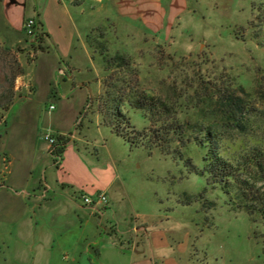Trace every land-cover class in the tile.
Masks as SVG:
<instances>
[{
    "label": "crops",
    "instance_id": "crops-1",
    "mask_svg": "<svg viewBox=\"0 0 264 264\" xmlns=\"http://www.w3.org/2000/svg\"><path fill=\"white\" fill-rule=\"evenodd\" d=\"M80 3L77 8L72 0H0V42H20L24 20L34 18L46 36L45 49L32 64L51 56L66 68L63 77L56 71L49 75L42 95L34 82L24 84L17 76V89L23 94L15 96L0 121V264H195L191 257H174V245L184 249L173 233L186 226L173 227V207H164L155 190L142 196L132 192L130 170L140 163L128 158L138 148H130L103 125L98 110L101 81L97 76L76 81L94 60L86 36L98 19L93 13L83 17L84 7L116 9L123 21L155 29L154 25L172 23L187 0ZM92 81L98 90L85 97L79 115L97 126L94 136L89 135L90 126L82 127V117L73 121L65 105L45 106L47 101L65 99L66 84L70 90L90 91ZM46 133L69 135L56 162L42 138ZM100 193L107 196L106 205L83 202V196Z\"/></svg>",
    "mask_w": 264,
    "mask_h": 264
},
{
    "label": "rangeland",
    "instance_id": "rangeland-1",
    "mask_svg": "<svg viewBox=\"0 0 264 264\" xmlns=\"http://www.w3.org/2000/svg\"><path fill=\"white\" fill-rule=\"evenodd\" d=\"M80 2L72 0L73 5L79 4L77 8L83 4ZM258 7H264V0H187V7L179 10L172 23L154 25L155 29L153 25L125 22L112 8L87 6L83 17L88 13L97 17L91 29L103 31L108 54L130 56L141 89L171 103L181 121L208 123L213 118L209 97L226 84L238 89L250 108L246 120L249 133L220 126L226 133L222 153L236 156L245 146L264 142V31L256 25ZM44 49L45 44L31 42L24 31L20 42H0V92L14 87L16 97L23 94L17 89L20 76L24 84L34 82L38 95H42L49 75L56 71L57 76L58 69L65 67L51 56L32 64ZM92 58L90 69L78 74L76 81L97 76L102 83L105 73L101 59L93 51ZM79 60L88 63L85 58ZM69 85L64 87V100H50L45 106L65 105L74 122L82 117V127L86 130L90 126L89 135H96L97 126L79 115L86 106L85 97L97 92L96 81L91 82L90 91L79 87L70 90ZM95 108L94 103L90 109ZM125 112L137 130L149 127L141 111L125 107ZM131 151L128 159L140 163L130 170L132 192L142 196L155 190L161 194L164 207H173V227L180 223L186 226L173 233V239L184 249L174 245V257H191L195 264H264V220L260 216L250 218L245 211L233 210L219 188L207 185L203 176L188 173L172 156L158 149L150 154L140 148ZM184 151L201 167L204 149L191 142ZM81 153L86 155L83 150ZM89 154L95 159L93 152ZM186 199L191 203L181 204ZM186 241H191L188 247Z\"/></svg>",
    "mask_w": 264,
    "mask_h": 264
},
{
    "label": "trees",
    "instance_id": "trees-1",
    "mask_svg": "<svg viewBox=\"0 0 264 264\" xmlns=\"http://www.w3.org/2000/svg\"><path fill=\"white\" fill-rule=\"evenodd\" d=\"M258 30L264 31V7H258ZM34 42L45 44L46 34L40 23ZM100 29H91L86 42L93 54L100 57L105 78L103 92L98 98V110L104 126L123 139L130 148H140L147 153L158 149L165 155L182 162L187 172L206 178L207 185L219 188L227 197L233 210L245 211L250 218L255 215L264 220V142L245 146L236 156L223 154L221 143L226 138L222 124L241 134L249 133L247 118L250 108L238 89L226 84L209 97L213 118L208 123L181 121L171 103L147 94L139 85L138 71L125 53L108 54L107 41ZM41 46V45H40ZM264 46V43H263ZM241 90V89H239ZM242 91V90H241ZM14 87L0 92V110L7 111L15 95ZM125 107L141 111L149 127L137 130L130 122ZM3 115L0 114V121ZM51 146V155L56 162L63 154L69 135H57ZM205 150L201 167L185 155L189 143ZM233 202H237L234 205ZM190 199L181 201L189 205Z\"/></svg>",
    "mask_w": 264,
    "mask_h": 264
},
{
    "label": "built area",
    "instance_id": "built-area-1",
    "mask_svg": "<svg viewBox=\"0 0 264 264\" xmlns=\"http://www.w3.org/2000/svg\"><path fill=\"white\" fill-rule=\"evenodd\" d=\"M37 24H36V20L34 18H27L24 22H23V31L26 35V37L31 41L34 42L37 36ZM58 76H65L66 75V68H59L58 69ZM52 108V107H50ZM43 140L46 141L49 146L51 147L54 142H55V138L53 137V135L51 134H43L42 136ZM83 202L89 205H99V206H104L107 204V196L104 193H100L98 195H96L94 198H90V197H86L83 196Z\"/></svg>",
    "mask_w": 264,
    "mask_h": 264
}]
</instances>
